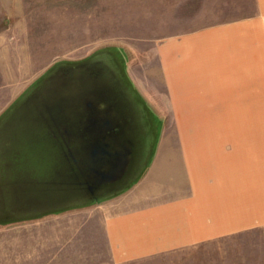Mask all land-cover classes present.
<instances>
[{
    "label": "crops",
    "instance_id": "crops-1",
    "mask_svg": "<svg viewBox=\"0 0 264 264\" xmlns=\"http://www.w3.org/2000/svg\"><path fill=\"white\" fill-rule=\"evenodd\" d=\"M255 1L263 12L264 0ZM189 23L154 46L159 105L179 129L157 134L148 164L123 192L14 223H48L30 228V249L16 244L15 264L143 263L264 230V131L246 128L263 121L246 112L264 106V15ZM231 123L244 130L225 129Z\"/></svg>",
    "mask_w": 264,
    "mask_h": 264
},
{
    "label": "rangeland",
    "instance_id": "rangeland-1",
    "mask_svg": "<svg viewBox=\"0 0 264 264\" xmlns=\"http://www.w3.org/2000/svg\"><path fill=\"white\" fill-rule=\"evenodd\" d=\"M190 1L0 0V118L53 64L80 60L97 50L115 46L126 61L131 82L139 87L143 98L153 105L157 115L164 114L161 109L165 110L167 121L157 116L159 132L179 129L171 108L160 106L165 101L158 89L154 46L168 33L188 26L191 20L203 25L239 17L252 20L264 15L255 0H230L227 5L219 4L222 0H215V4L213 0ZM197 5L200 10H196ZM257 114H263L262 123H247L246 128L262 127L264 131V106H258ZM226 125L225 128L216 124L228 130H244V124ZM33 226L47 227L48 223H12L8 229H0V258H7V264H15L17 243H25L20 249H30ZM23 262L31 264L30 260ZM135 264H264V230L233 234L199 249H186Z\"/></svg>",
    "mask_w": 264,
    "mask_h": 264
},
{
    "label": "water",
    "instance_id": "water-1",
    "mask_svg": "<svg viewBox=\"0 0 264 264\" xmlns=\"http://www.w3.org/2000/svg\"><path fill=\"white\" fill-rule=\"evenodd\" d=\"M120 55L118 48L109 46L80 60L57 62L5 109L0 118V227L115 196L141 175L159 133V120L153 109L130 81L137 90L136 107L150 116L154 132L136 171L118 181L128 167L130 145L121 141L111 144L103 135L116 122V118L106 116L112 115L110 110L106 114L102 113L104 110L98 113L101 116L97 118L80 119L84 108L95 106V97L91 96L92 86L88 81L80 78L78 83L70 74L78 70L74 64L85 62L125 69L126 61ZM66 89L74 99L67 107L57 104L63 102L65 96L55 97L56 92ZM93 130L100 136L86 146L89 163L82 174L78 173V179L71 178L70 174L78 172L85 163L78 156L70 155L74 146L68 150L67 143L76 141L72 134L75 131ZM104 182L118 184L104 192H95Z\"/></svg>",
    "mask_w": 264,
    "mask_h": 264
},
{
    "label": "flooded vegetation",
    "instance_id": "flooded-vegetation-1",
    "mask_svg": "<svg viewBox=\"0 0 264 264\" xmlns=\"http://www.w3.org/2000/svg\"><path fill=\"white\" fill-rule=\"evenodd\" d=\"M85 63L74 64L76 65L75 68L78 70L73 73L69 72L72 77H76L78 83H80V78H84L83 81H88L90 86H92L91 92L93 94H91V96L95 97L93 101L95 106L84 108L80 114V119L89 120L91 118H97L101 116L98 115V113H101L103 110V114H106L105 112L107 110L111 111L112 115H106L107 117L116 118L114 127L105 131L103 135L107 137V141L111 144L116 141H121L128 142L130 145L128 167L118 180L122 181L132 176L140 162H142L143 152L149 145L151 136L154 132L152 121L147 113L136 107L138 89L136 90L132 86L133 83L131 84L130 82L131 80L126 68L123 69L121 67L118 70L113 65V67H102L101 64L97 66L92 63ZM68 89L64 92L59 91L55 93V97L65 96L63 102H57L58 105L67 107L73 102V94H70L69 91L67 92ZM52 96H54V94H52ZM72 134L76 137L74 138L76 141L73 143V141L70 140L67 143L68 150L74 146L70 149V155L72 156L74 154L78 156L80 161L85 163L84 166L82 165V167H79L78 172L70 174L71 178L78 179V173L80 172L82 174L90 160L88 148L86 146L91 144L93 139L99 137L100 134L94 130L91 132L75 131ZM117 184V182H104V184H99L94 191L104 192L105 190L114 188ZM79 187L81 188V185H79ZM82 191H84V187Z\"/></svg>",
    "mask_w": 264,
    "mask_h": 264
},
{
    "label": "bare ground",
    "instance_id": "bare-ground-1",
    "mask_svg": "<svg viewBox=\"0 0 264 264\" xmlns=\"http://www.w3.org/2000/svg\"><path fill=\"white\" fill-rule=\"evenodd\" d=\"M253 109H254L255 111H257L258 108H253ZM255 111H254L253 113H250V112H249V113H247V115H252V114H253V115H256L257 112H255ZM262 115H263V114H262ZM262 115H261V116H262ZM249 123H250V122H249ZM249 127H250V128L253 127L254 129L256 128L255 126H252V125H249ZM248 129H249V128H248ZM248 129H247V130H248ZM247 130H246V131H247ZM250 130H251V129H250ZM261 130H262V127H261Z\"/></svg>",
    "mask_w": 264,
    "mask_h": 264
}]
</instances>
